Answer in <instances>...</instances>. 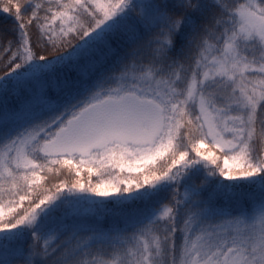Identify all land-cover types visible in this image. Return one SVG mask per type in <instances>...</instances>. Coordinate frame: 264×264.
Listing matches in <instances>:
<instances>
[{
    "label": "snow or ice",
    "instance_id": "6c2138e0",
    "mask_svg": "<svg viewBox=\"0 0 264 264\" xmlns=\"http://www.w3.org/2000/svg\"><path fill=\"white\" fill-rule=\"evenodd\" d=\"M0 11V264H264V0Z\"/></svg>",
    "mask_w": 264,
    "mask_h": 264
},
{
    "label": "trees",
    "instance_id": "16d2710c",
    "mask_svg": "<svg viewBox=\"0 0 264 264\" xmlns=\"http://www.w3.org/2000/svg\"><path fill=\"white\" fill-rule=\"evenodd\" d=\"M33 2H39V0H33ZM11 25H12V20L9 18L8 14L7 13H3L2 11H0V31H5L6 29L10 28ZM7 35H8L9 38H11V33L10 32L7 33ZM214 55H216V53L214 51H210L207 54V57H208L207 62L208 63H209L210 59ZM153 86H155V85H153ZM218 107H222V105H218ZM208 150L212 151L211 148H209ZM81 175L84 176L85 179H86V175H87L86 172H82ZM60 179H72V177L60 176L59 179H53L51 181V183H49L47 181V178H46L45 180L41 181V184H43L44 187H46V188H50L52 184L59 183ZM93 180L95 181V176L93 177ZM7 199L8 198H6V200ZM17 199H18V197H17ZM24 206L27 207V203L26 202H25ZM109 207H111V206H109ZM89 218L94 220V221H97L100 224V226L102 228H105V229L109 228L110 225L112 224V218L110 216H107V215H103V214H99V213H97L95 215L89 214ZM217 224L219 226L218 227V233H219L220 236H223L226 233L234 234L232 226H230V225H228V224H226L224 222H220V221H218ZM96 247L99 248L100 246H96ZM92 252H93L92 256H87L86 255V256H84V259L85 260H93L94 258H96L98 256L101 259H106V260H109V261L115 260L116 264H119L120 259L122 257V253L114 252L112 249L108 248V246H103V251H99L98 252L95 249H93ZM124 259H128V257H124Z\"/></svg>",
    "mask_w": 264,
    "mask_h": 264
},
{
    "label": "rangeland",
    "instance_id": "374dc122",
    "mask_svg": "<svg viewBox=\"0 0 264 264\" xmlns=\"http://www.w3.org/2000/svg\"><path fill=\"white\" fill-rule=\"evenodd\" d=\"M211 61H212V58L210 59L209 63H211ZM245 75H247V73H245ZM237 78H239V73L237 74ZM232 114H234V113H232ZM5 211H7V209H5Z\"/></svg>",
    "mask_w": 264,
    "mask_h": 264
}]
</instances>
